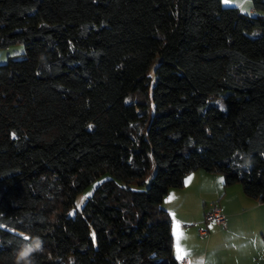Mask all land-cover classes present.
<instances>
[{
	"label": "trees",
	"instance_id": "1",
	"mask_svg": "<svg viewBox=\"0 0 264 264\" xmlns=\"http://www.w3.org/2000/svg\"><path fill=\"white\" fill-rule=\"evenodd\" d=\"M251 1L0 0V264H178L162 203L200 170L264 204Z\"/></svg>",
	"mask_w": 264,
	"mask_h": 264
},
{
	"label": "crops",
	"instance_id": "2",
	"mask_svg": "<svg viewBox=\"0 0 264 264\" xmlns=\"http://www.w3.org/2000/svg\"><path fill=\"white\" fill-rule=\"evenodd\" d=\"M221 1L243 13L257 14L251 0ZM216 174L193 172L182 188L170 189L164 198L162 206L172 218L174 257L178 262L187 259V264H264L263 203L237 185L224 191L219 202L226 228L206 220L207 202L217 200L213 194L218 192L220 174Z\"/></svg>",
	"mask_w": 264,
	"mask_h": 264
},
{
	"label": "rangeland",
	"instance_id": "3",
	"mask_svg": "<svg viewBox=\"0 0 264 264\" xmlns=\"http://www.w3.org/2000/svg\"><path fill=\"white\" fill-rule=\"evenodd\" d=\"M24 53V45L23 44H17L14 46H10L8 48L5 49H0V65L5 64L8 61V58H12V59H19L22 58V54ZM152 106V110H153V105ZM218 175V174H216ZM220 177V185H218V192L213 194V197L216 201H212L209 200L207 202V209L209 210L213 205H218L219 207L221 206V204L219 203L221 198H224V191H229V189H232L234 187H238L242 189V186L240 184H235L233 186H228L225 187L223 184V178L221 175H219ZM111 178V176L109 174H105L103 176H101L99 179H97L95 182H93L85 191H83L82 193L78 194V196L76 197L75 200V205L72 207V209L69 212V216H74L76 214L77 211L81 210L82 206L84 205V203L86 202V200L91 196V194L93 193L94 189L96 188V186ZM238 188V189H239ZM217 193H219V195L217 196ZM211 206V207H210ZM207 210V211H208Z\"/></svg>",
	"mask_w": 264,
	"mask_h": 264
},
{
	"label": "built area",
	"instance_id": "4",
	"mask_svg": "<svg viewBox=\"0 0 264 264\" xmlns=\"http://www.w3.org/2000/svg\"><path fill=\"white\" fill-rule=\"evenodd\" d=\"M206 220L208 222H213L223 228H226L225 216L221 211V208L218 205H213L206 213ZM205 232L201 231V235ZM187 259H180L178 264H187Z\"/></svg>",
	"mask_w": 264,
	"mask_h": 264
},
{
	"label": "snow or ice",
	"instance_id": "5",
	"mask_svg": "<svg viewBox=\"0 0 264 264\" xmlns=\"http://www.w3.org/2000/svg\"><path fill=\"white\" fill-rule=\"evenodd\" d=\"M229 2V0H225V3H228Z\"/></svg>",
	"mask_w": 264,
	"mask_h": 264
}]
</instances>
